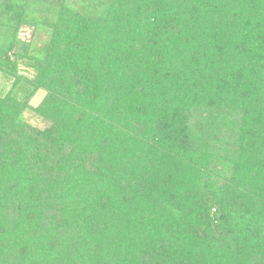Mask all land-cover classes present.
Listing matches in <instances>:
<instances>
[{
    "label": "trees",
    "instance_id": "16d2710c",
    "mask_svg": "<svg viewBox=\"0 0 264 264\" xmlns=\"http://www.w3.org/2000/svg\"><path fill=\"white\" fill-rule=\"evenodd\" d=\"M9 1L0 264H264V0Z\"/></svg>",
    "mask_w": 264,
    "mask_h": 264
},
{
    "label": "rangeland",
    "instance_id": "374dc122",
    "mask_svg": "<svg viewBox=\"0 0 264 264\" xmlns=\"http://www.w3.org/2000/svg\"><path fill=\"white\" fill-rule=\"evenodd\" d=\"M9 1V0H8ZM9 2H12V0H10ZM6 3V2H5ZM95 8V10L97 11V14H100L103 10L107 11L108 10L106 9V6L103 4V1L102 0H99L98 3L96 4L95 2L92 3ZM104 6H103V5ZM7 5L9 6V4L7 3ZM132 17H135V16H132ZM19 37L23 40V41H29V40H32L33 39V35H32V30L28 27H25V28H21L20 29V34H19ZM44 40L46 39L43 38ZM20 74L25 77L26 79H30L34 76L33 72L31 69H27L25 68L24 66L20 65V70H19ZM14 79L10 78V79H6L4 78L3 76H0V94H3V93H6L8 90H10L11 88V85L13 84L12 81ZM46 94V91L45 90H38L31 98L30 100L28 101V104L35 108L37 107L40 102L42 101V99L44 98ZM24 116V119L27 123L31 124L32 126L34 127H37V128H43L47 125L46 122L43 121V119L39 118L38 116H36L35 114H33L32 112L30 111H26L24 112L23 114ZM16 209V206L14 205L13 209L12 210H15ZM234 220H235V216L233 217V221L232 223H234ZM231 223V224H232ZM215 234H212L211 235V242L213 243V241H215ZM211 243V244H212ZM213 245V244H212Z\"/></svg>",
    "mask_w": 264,
    "mask_h": 264
}]
</instances>
